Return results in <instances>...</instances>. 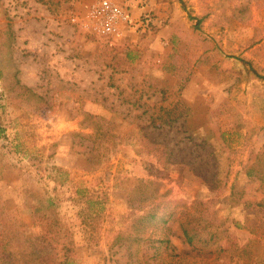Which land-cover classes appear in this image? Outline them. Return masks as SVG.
Returning <instances> with one entry per match:
<instances>
[{"label": "rangeland", "instance_id": "374dc122", "mask_svg": "<svg viewBox=\"0 0 264 264\" xmlns=\"http://www.w3.org/2000/svg\"><path fill=\"white\" fill-rule=\"evenodd\" d=\"M97 1L0 0V264H264V0Z\"/></svg>", "mask_w": 264, "mask_h": 264}, {"label": "trees", "instance_id": "16d2710c", "mask_svg": "<svg viewBox=\"0 0 264 264\" xmlns=\"http://www.w3.org/2000/svg\"><path fill=\"white\" fill-rule=\"evenodd\" d=\"M258 76V75H257ZM261 77V76H258ZM1 132V129H0ZM253 167H249L247 170V175H252ZM263 183H264V171L259 172L257 176ZM151 198H146L145 200H149L147 206L143 209V212L139 215H136L132 220L131 224L128 227V230L131 231V227L135 229V231H144L146 230L147 226L151 222H159L160 219L163 220V223L168 222L167 218H164L168 211L165 210L163 212L162 208H159L160 201L159 199H156L157 194H155V190H152V194H150ZM159 198L161 196H158ZM50 204V200L48 201V204ZM164 204V202H162ZM182 213V212H181ZM169 214V213H168ZM171 215V214H170ZM179 221V228L181 231V237L186 242V244L189 245L190 251L194 252L196 255H199L201 259L203 260L202 264L207 263L208 255L206 252L202 250L201 244L205 243L206 241V235H209V238L213 236L212 234V227L209 225V221L207 220L206 214L204 210H197L194 209L192 212H184L183 215H179L177 218H175ZM6 230V229H5ZM5 232H4V224L3 228L0 229V260L7 259L8 257L12 256V252L10 249H8L7 244L3 242ZM43 235V234H42ZM40 239H43V236H36ZM25 239L27 241L32 240L33 238L30 236H26ZM9 242L10 239L8 238ZM167 242H169L167 240ZM69 249H65V251H69ZM64 252L63 257L65 259H68L70 255H65Z\"/></svg>", "mask_w": 264, "mask_h": 264}, {"label": "built area", "instance_id": "2783aa9c", "mask_svg": "<svg viewBox=\"0 0 264 264\" xmlns=\"http://www.w3.org/2000/svg\"><path fill=\"white\" fill-rule=\"evenodd\" d=\"M92 14L95 16L93 31L96 34L113 35L121 22H127V12L111 0H98L92 6Z\"/></svg>", "mask_w": 264, "mask_h": 264}]
</instances>
